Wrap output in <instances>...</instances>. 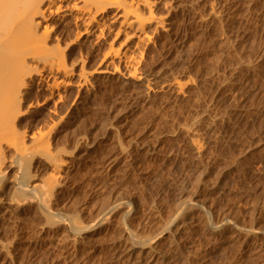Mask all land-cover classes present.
Segmentation results:
<instances>
[{
    "label": "rangeland",
    "instance_id": "rangeland-1",
    "mask_svg": "<svg viewBox=\"0 0 264 264\" xmlns=\"http://www.w3.org/2000/svg\"><path fill=\"white\" fill-rule=\"evenodd\" d=\"M148 1L146 38L118 8L80 40L72 1L37 18L74 73L27 60L14 139L65 164L0 137V264H264V0Z\"/></svg>",
    "mask_w": 264,
    "mask_h": 264
},
{
    "label": "bare ground",
    "instance_id": "bare-ground-1",
    "mask_svg": "<svg viewBox=\"0 0 264 264\" xmlns=\"http://www.w3.org/2000/svg\"><path fill=\"white\" fill-rule=\"evenodd\" d=\"M69 1H72L71 2L72 4L68 3ZM57 2H60V3L66 2L68 4L66 6L65 5L63 6L62 4L61 5L59 3L57 4ZM148 2H149L148 0H144V1L142 0L139 3L135 2V0H131L130 2H128V0H127V2L126 1H119V0H0V137L2 138V137L6 136L7 141L8 140L11 141L12 140L11 137H13L12 142H9L8 144L10 145V147H12L16 151L17 154L21 155L24 158L25 153H27V151L29 150V153L35 151L34 154L36 157V155H37L36 151L38 152V155H42V154H45L44 150H47L49 147L48 146L47 148H44V147H41L42 145H40V147H39L40 149L37 148L38 145L44 141L43 139L48 138V137L45 138V136L44 137L42 136L43 138H41L40 137L41 135L39 136L40 138L38 137L39 138V140H38L39 144L37 143L36 149L34 148L35 146H33V148L35 149V150L32 149L33 151H31L29 148L26 149V145L23 144V143H25V141H23L24 140L23 137H22L23 139L20 138V139H22L23 143L19 142L17 139H14V137H16L15 134L17 135L16 131L19 133V130L16 129V125H17L16 121L20 117H22V115H20V113H21L20 107H21V102L23 100V97L21 94H22L23 89L27 88V86H28L27 78H28L29 74L31 76V70H28L29 68L27 65V62H28L27 60L28 59H34L37 61L39 60L38 63L43 61L41 63L42 64L44 63L43 65L46 64L50 68L52 73H53V71L54 72L56 71L59 74L64 73L65 75H68V76L72 75L74 73L73 69L72 70L69 69L70 65L67 66V58H68V55H70L69 54L70 51H72V50H70L69 44L74 43L73 42L74 40L72 42L70 41L71 43L69 42V44L66 43V45H64L61 43L62 38L61 39L56 38L57 42H56V45H54L56 47H53V41L52 40L50 41V42H52L51 43L52 45L49 44V39H51L49 32L51 29L48 31V27L46 26V27H44L45 28L44 33L39 34L37 31V29H38L37 27L41 22L37 21V18L40 16L44 17L45 12H50V13L53 12L54 13L56 11V9L53 11V6H55L56 4L58 5V6H56L57 11L65 9V7L67 8V10L76 11L77 13H79V16L77 17V21L79 23L83 22L87 26V28L85 30H80V31H84L83 33L82 32L79 33L77 31V34L78 33L79 34L76 38H78V40H80L79 38H81L82 36H86V38L90 37L91 33L93 32V30L91 29V26H93L94 24H97V27H99V29L103 28L105 24L104 25L102 24V23H104L102 18L105 16V14L108 12V10L110 8H118V9H120V14L122 13L119 16L124 18V20L126 21L125 24H128L130 27L132 26V28H133V26L134 27L136 26L137 28L135 31H139V34H141L142 37L146 38V37L150 36L149 34H147V28H149V26H151V23L153 22V20H155V17H156V16H154L156 11L152 10L154 8H151L152 7L151 5H149L150 7L148 6L150 8V11H148L150 14V15L148 14L149 17H146L147 13H146V15L142 13L143 11L141 10V7L144 5L145 6L148 5L149 4ZM153 11H155V13ZM144 13H145V11H144ZM161 17H162V15H161ZM103 31H102V33H99V34L102 35ZM72 35H74V34H72ZM103 36L104 35H102V37ZM59 37H61V36H59ZM97 37L100 38L101 36L100 37L97 36ZM138 38H141V37H138ZM142 39H144V38H142ZM81 40H83V39H81ZM141 41L143 42V40H141ZM57 43L64 45L66 47V48L64 47L65 50H64L62 45L61 46L59 45L60 47L57 46L58 45ZM50 45L52 47H50ZM61 48H63V50ZM109 54L110 53H107L108 56L111 55V54L110 55ZM31 69H33V68H31ZM28 72H30V73H28ZM83 73H84V71H82V74H80V75L82 76ZM98 73L100 74L101 71H98ZM135 74L136 73H134V74L132 73L131 76L136 77ZM63 81H65V80H63ZM86 81H87V79H86ZM61 82H62V80H61ZM58 83L59 82H57V84ZM65 84H66V82H65ZM71 85H73V84H70V86ZM50 86L53 88L52 85H50ZM78 95H79V93H78ZM60 99H59V101H60ZM55 105H56V103H55ZM59 107H60V105H59ZM61 115L63 116V114H61ZM59 120H61V119H59ZM39 132H41V131H39ZM42 133L43 132H41L40 134H42ZM45 134L46 133H44V135ZM34 136H35V134H34ZM36 138L37 137H35V141L37 142ZM3 139H5V138H3ZM40 139H41V141H40ZM36 142H35V144H36ZM44 144L45 143H43V146H45ZM50 147H51V145H50ZM50 147H49V149H50ZM41 148H43L44 152L42 151ZM38 149H39V151H38ZM49 149L46 151V154L49 155L50 157L52 156L51 158H53L52 159L53 162L57 166V169H59V167H62V165H64L65 163H64V161L62 162L61 158H59V157L56 159V155L58 153L55 154L54 157H53V155H50V153L48 152ZM0 150L2 151V149H0ZM50 152H51V150H50ZM47 155H45L44 158H47L46 157ZM25 158H26V156H25ZM48 160H50V159L48 158ZM19 163H21V162L19 161ZM26 168H28V167H26ZM23 169H25V166ZM22 171H26V170H22ZM27 171H28V169H27ZM55 172H57V170ZM27 174H28V172H27ZM22 177H23L22 178L23 182L22 181H19V182H22L21 185H22V189H23L24 188L23 184L25 185L24 181H26L27 178L24 179L25 177L23 176V174H22ZM60 177H62V176L60 175ZM60 177L55 176V175L51 176L50 177L51 180H49V183L47 184L48 185L47 188H46V185H44L46 190H45V188L44 189L39 188L40 186L38 184H37L38 188H37V185H35L34 189H37V190L43 189L42 193H40L42 190L40 192L37 191V193H40L41 196H43L44 191H46L45 192L46 196H49L50 195L49 193L52 194L53 193L52 191H54V189L59 187V183H60L59 178ZM29 178H30V176H29ZM50 178L48 177V179H50ZM28 180L26 181V184L29 187V185H28L29 183H27ZM46 180H45V182H46ZM60 180H62V179L60 178ZM46 183H43V184H46ZM57 184H58V186H56ZM41 187H43V185H41ZM40 194H39V196H40ZM47 194H49V195H47ZM30 197H32V196H30ZM49 197H51V196H49ZM45 199H46V197H44L43 200H45ZM50 199H48V200H50ZM46 202H48V201L46 200ZM49 207L50 206H48V208ZM48 217H50V216H48ZM55 217H58V216H55ZM52 219H54V218L52 217ZM48 223H51V222L48 221ZM75 224H78L77 226H80L79 223H77V222ZM75 227L76 226H74V228ZM76 229H78L77 231H81L82 228L80 230H79V228H76ZM83 229L85 230V228H83ZM129 229H130V227H129ZM140 231H142V230H140ZM134 232H137V231H134ZM132 233H133V231H132ZM137 235L138 234H136V235L134 234V237H131V240L134 242L136 248H140L141 250L148 249L150 244L154 241V240L149 239V238H148V240H141V239L137 238L138 237ZM140 235H141V233H140ZM135 236H137V237H135ZM142 238H144V237H142Z\"/></svg>",
    "mask_w": 264,
    "mask_h": 264
}]
</instances>
